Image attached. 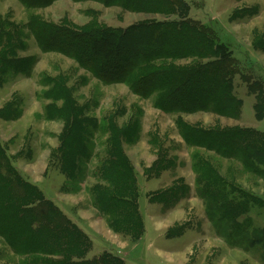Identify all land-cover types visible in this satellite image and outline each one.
<instances>
[{"label":"rangeland","instance_id":"rangeland-1","mask_svg":"<svg viewBox=\"0 0 264 264\" xmlns=\"http://www.w3.org/2000/svg\"><path fill=\"white\" fill-rule=\"evenodd\" d=\"M184 2L165 13L99 0L34 8L0 0V156L10 166L0 173L19 191L37 189L35 198L83 234L74 254L53 237L60 252H34L18 246L23 234L0 232V264H264V158L250 157L247 133L264 137V110L256 107L264 0ZM183 17L211 29L235 59V115L165 111L162 89L136 92L143 72L150 85L156 74L177 76L217 55L153 60L126 81L101 78H125L127 70L111 54L100 70L107 52L95 53L102 46L92 39L129 38ZM27 224L40 229L35 219Z\"/></svg>","mask_w":264,"mask_h":264},{"label":"trees","instance_id":"trees-1","mask_svg":"<svg viewBox=\"0 0 264 264\" xmlns=\"http://www.w3.org/2000/svg\"><path fill=\"white\" fill-rule=\"evenodd\" d=\"M53 1L22 0L26 6L33 8L50 5ZM99 1H105L109 5L121 3L125 7L140 11L165 13L175 11L177 8L185 5L184 0ZM211 27L216 30L215 27ZM143 31L139 35H132L129 38L121 36V34H108L102 37L101 40L92 39L96 43H101L102 46L99 50L96 47L95 53L99 54L104 50L107 52L99 59L100 70L103 69L102 65L105 62L109 63V54L115 56V58L121 57V60L124 62L123 67L121 66L120 69L127 70L122 74L125 78L118 75L117 78H113L108 76L107 73L103 76L99 74L101 78L108 82L126 81L131 80L132 76L139 72V68L147 70L148 65L153 60L192 56L205 58L217 55L219 58L212 59L211 62L204 64L203 62H198L195 64L197 69L185 70V72L177 76L156 74L157 77L152 78L155 82L150 85H147L149 81L148 79L146 80L149 75L147 76V73L143 72L135 80V84L138 87L136 92L144 96H150L157 89H162L164 94L160 105L165 111L193 112L198 110H213L224 115H235L233 112H236L238 104H241L240 100L233 93L231 76L234 71L235 59L227 47L218 41V38L211 29L199 21L183 17L179 21L157 23L144 27ZM133 45L141 47V53H129L130 46ZM142 82L146 84L141 85ZM262 92L264 93V91ZM263 93L261 94L263 102L258 103L256 106L257 111L259 110L260 112L262 107L264 110ZM258 117L261 118L262 115ZM247 133L254 139L248 143L250 145L248 147L250 157L262 161L264 158V137H260L252 131H247ZM231 143H234V141ZM7 163L5 157L0 156V168H10ZM1 165H4V167ZM12 178V176L3 177L0 173V232L6 235L18 233L19 237L23 234L24 240L20 239L18 246L25 247L27 250L34 252H60L62 250V242L56 243L52 241L51 238L53 237L55 238L54 240L67 242L71 246L72 253L76 254L77 250L81 248L80 241L83 239L81 237L83 234L65 218V215L57 207L49 201L41 200L39 196L35 198L37 189L26 185L24 190L19 191L17 187L20 185L16 184L15 179ZM27 198H30V200L27 201ZM33 200L41 202V206L36 210L28 208L29 205L33 204ZM4 217H7V219L4 220ZM22 219L27 220V223L35 219V222L39 223L40 229L29 228L28 224L24 223ZM47 222H51L55 226L51 228L46 225ZM57 225L60 226L57 228ZM55 232L57 234H54ZM30 237L33 241H26L31 239ZM57 247H59V250H57ZM103 260L104 258L99 260V262ZM95 261L98 260H93L89 264ZM113 262V260H110L109 264Z\"/></svg>","mask_w":264,"mask_h":264}]
</instances>
